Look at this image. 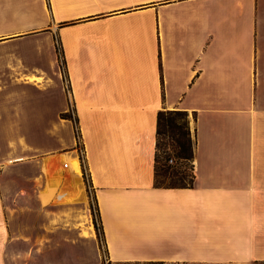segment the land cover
I'll list each match as a JSON object with an SVG mask.
<instances>
[{
  "label": "crops",
  "instance_id": "1",
  "mask_svg": "<svg viewBox=\"0 0 264 264\" xmlns=\"http://www.w3.org/2000/svg\"><path fill=\"white\" fill-rule=\"evenodd\" d=\"M168 109L188 184L155 181ZM263 261L264 0H0V264Z\"/></svg>",
  "mask_w": 264,
  "mask_h": 264
},
{
  "label": "rangeland",
  "instance_id": "2",
  "mask_svg": "<svg viewBox=\"0 0 264 264\" xmlns=\"http://www.w3.org/2000/svg\"><path fill=\"white\" fill-rule=\"evenodd\" d=\"M58 49V40H55ZM169 115H164L161 120V133L159 134V147L157 150L158 157L156 162L155 181L158 184L167 185H182L192 182L191 175L193 174L192 158H180L179 154H187L192 151V135L187 134L183 126V118L173 115L168 119ZM74 133L78 136L77 126L75 121L72 122ZM81 143L77 139V149L81 148ZM163 150L168 153L164 156ZM169 156H174L176 163L168 161ZM64 157V156H63ZM70 159H76L75 157ZM77 160V159H76ZM75 178L79 179L75 176ZM83 186V185H82ZM84 188V187H83ZM87 199L91 196L89 182L86 183ZM93 217L96 221V213L93 204L91 203Z\"/></svg>",
  "mask_w": 264,
  "mask_h": 264
},
{
  "label": "trees",
  "instance_id": "3",
  "mask_svg": "<svg viewBox=\"0 0 264 264\" xmlns=\"http://www.w3.org/2000/svg\"><path fill=\"white\" fill-rule=\"evenodd\" d=\"M164 115H169L168 116V119H170L171 116L173 115H176V116H181L183 118V126L185 127L186 129V132L187 134H189V127H188V118H187V115H186V112L183 111V110H159L158 111V114H157V149H156V155H155V168H156V162H157V157H158V153H157V150H158V147H159V134L162 132L161 129H160V126H161V120L162 118L164 117ZM164 152V156H166L168 153L166 152V150H163ZM179 157L180 158H189L190 157L192 158V151L190 153H187V154H179ZM191 177H193V174L191 175ZM94 220V223H95V227H96V230H97V233L99 231V226L96 224V221L95 219L93 218ZM259 264H264V261L259 263Z\"/></svg>",
  "mask_w": 264,
  "mask_h": 264
},
{
  "label": "built area",
  "instance_id": "4",
  "mask_svg": "<svg viewBox=\"0 0 264 264\" xmlns=\"http://www.w3.org/2000/svg\"><path fill=\"white\" fill-rule=\"evenodd\" d=\"M77 147V145H76ZM74 157L77 159L78 161V166H79V177H80V180H81V183L83 184V187H84V191H86V183L87 181L89 182V175H88V172H87V169H86V165H85V160H84V150H83V147L81 146V148H75V155ZM71 158V157H70ZM70 158H67V159H62L63 161L60 162V166L62 169H68L70 168V164H69V159ZM168 161L171 162V163H176V159L174 158V156H169L168 158ZM71 173H74V171L71 169L70 171ZM55 181H57L58 183H65V181L63 182V180L57 178V177H54L53 178ZM68 181V180H67Z\"/></svg>",
  "mask_w": 264,
  "mask_h": 264
},
{
  "label": "bare ground",
  "instance_id": "5",
  "mask_svg": "<svg viewBox=\"0 0 264 264\" xmlns=\"http://www.w3.org/2000/svg\"><path fill=\"white\" fill-rule=\"evenodd\" d=\"M70 160V159H69ZM71 168V167H70ZM70 168H68V169H70ZM74 173H76V172H74ZM83 191H84V188H83Z\"/></svg>",
  "mask_w": 264,
  "mask_h": 264
}]
</instances>
